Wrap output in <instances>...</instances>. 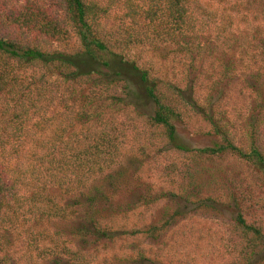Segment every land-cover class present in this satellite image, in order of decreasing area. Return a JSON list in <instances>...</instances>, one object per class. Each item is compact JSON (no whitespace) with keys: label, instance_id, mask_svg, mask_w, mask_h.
<instances>
[{"label":"trees","instance_id":"1","mask_svg":"<svg viewBox=\"0 0 264 264\" xmlns=\"http://www.w3.org/2000/svg\"><path fill=\"white\" fill-rule=\"evenodd\" d=\"M116 1L56 0L49 8L27 0L16 8L0 0V264H18L14 246L26 250L24 264H93L121 236L160 240L196 203L235 214L231 264H264V40L260 28L258 37L242 31L239 55L229 61L231 47L217 44L225 27L215 42L204 38L217 23L214 4L255 24L264 20V0H123L116 28H105ZM143 50L164 52L161 61L178 57L180 86L156 75ZM210 59L218 78L202 97L197 87ZM243 67L251 70L243 82L253 100L237 138L218 107ZM53 79L71 86V105L58 98ZM177 128L209 144L191 147ZM128 138L156 155H184L159 165L164 178L186 174L190 163L211 178L221 169L224 195L192 201L179 194L192 184L178 194L144 186L123 164L137 159L122 155ZM161 202L156 223L119 230L121 218ZM147 254L129 250L121 261L166 264Z\"/></svg>","mask_w":264,"mask_h":264},{"label":"rangeland","instance_id":"2","mask_svg":"<svg viewBox=\"0 0 264 264\" xmlns=\"http://www.w3.org/2000/svg\"><path fill=\"white\" fill-rule=\"evenodd\" d=\"M27 0H5L8 6L14 5L18 8L24 6ZM31 2H36L37 5L47 6L53 8L56 6V0H28ZM103 5H109L111 0H99ZM123 0L116 1L108 18L104 21L105 28L115 29L119 23L120 18H122ZM212 11L217 14V23L211 30L208 29V34L204 38L210 39L215 42L217 32L225 27L224 31L221 32L220 38L217 44L221 47L230 46L231 50L228 53L229 61L234 59L235 56L239 55L240 52V34L242 31H249L251 35H258L254 32L259 31L260 39L264 40V20L250 24L244 21L242 15H236L235 13L228 12L225 5L214 4ZM1 12V9H0ZM231 14V15H230ZM244 18L248 17L246 14L242 13ZM229 20V21H228ZM222 21V22H221ZM142 57L144 61L153 67L154 73L163 78L169 79L173 84H178L180 86L182 69L179 64V58L170 55L167 61H161L160 58L165 56L164 52L153 51L142 52ZM217 64L216 60L210 59L204 62L202 73L200 75V86L197 87V92L199 96L204 97L206 93V87L211 81L218 78L216 76L219 69L213 70V67ZM248 66V64H247ZM250 68H254L251 66ZM251 70L249 68H239L236 73V78L233 79L231 85L224 90V99L221 100L218 110L225 112L228 120H231L234 125L232 131H235L237 138L242 135L243 117L246 115L249 106L252 104L253 95L250 91H247L244 86L243 80L246 79L245 75L249 74ZM30 73L21 72L19 77L21 80H26L29 78ZM247 76V75H246ZM54 89H56L58 98L62 100H67L68 104L71 105L73 101V89L69 84L64 83L62 80L53 79ZM210 81V82H211ZM76 88V86L74 87ZM264 91V90H263ZM264 94V93H263ZM59 106L56 105V109ZM56 109H54L56 111ZM131 119L135 117L133 114L130 115ZM119 119L123 117L118 116ZM127 119V117H124ZM121 119V120H122ZM236 127V129H235ZM178 133L182 138L189 143L191 147H205L209 144L207 140H199L196 138L187 137V135L182 132V129L177 128ZM139 144H143L142 148L139 149ZM122 155L129 154L134 156L136 163L134 165H129V161L123 159V164L130 168V172L138 171L139 180L144 186H149L153 191H172L178 194L179 188L186 186V184H192L193 187L188 188L187 191H182L180 195L189 194L192 201L194 200H204L205 196L212 195L215 198L221 197L225 193V174L221 169L214 171L215 175L211 178L209 172L204 166H197L195 163H190L188 165V170L184 174L183 169L174 177L164 178L163 177V167L168 164L169 161L176 159L179 162H183L184 155H177L173 153L169 154H157L154 148L145 149L146 145L142 141H134L133 138H128L123 144ZM143 150V151H141ZM141 152H144L143 154ZM164 155V157H163ZM151 159L152 157H155ZM166 156V157H165ZM139 163L140 165L139 167ZM211 167V165L209 166ZM233 167V166H232ZM190 174L192 178H190ZM236 185L241 182V178H235L233 180ZM247 188H245L246 190ZM181 190V189H180ZM223 199V197L221 198ZM185 203V202H184ZM211 203H213L211 201ZM165 202H161L158 208L149 209L146 212L137 213L130 217L129 221L123 220L121 218L118 221V227L120 231L124 228L127 232L133 230H139L142 226H147L150 223H156L160 214L162 213V208ZM210 204V202L208 203ZM184 205L181 206L183 209ZM218 211L213 208H199L196 204L185 205L184 215L179 219L173 227L166 232L160 240H147L140 235H135L131 238L130 235L121 236L120 239L117 238L116 244L109 250L101 252L98 258L95 259L93 264H122L121 257H123L129 250H147L148 256L154 258L155 255H160V259L166 264H231L233 261L234 252L229 253L230 245L233 235V218L235 214H232L226 206H217ZM101 251V249H100ZM24 247L14 246L11 252L15 261L18 264H24V259L28 255ZM36 256V253H34ZM34 260L35 259V256Z\"/></svg>","mask_w":264,"mask_h":264}]
</instances>
